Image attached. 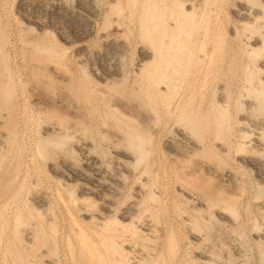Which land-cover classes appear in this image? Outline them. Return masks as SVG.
<instances>
[{"label": "rangeland", "instance_id": "rangeland-1", "mask_svg": "<svg viewBox=\"0 0 264 264\" xmlns=\"http://www.w3.org/2000/svg\"><path fill=\"white\" fill-rule=\"evenodd\" d=\"M247 3L249 5H247ZM143 4L145 5L144 7ZM191 5L192 7H190ZM240 7L243 8L246 13ZM151 9L154 13L158 14H155L156 16L154 15L155 19H153L152 22L154 26L150 25L155 29V31L152 29L154 35L157 36L158 34V37L161 38V33H168L165 39L162 37L166 43L170 42L172 37L175 39L178 35L176 40L178 38V42L185 41L188 45V51L187 49L183 51L177 50V53L184 55V57L179 55V58H181L180 63L176 61L178 63L176 64L173 63L175 62L173 61L169 69L159 66L160 64L162 67H165L162 61L164 59L160 54H158V57L154 55L155 65L151 67L153 70L158 71L160 67L161 71L166 72L167 70L168 73L170 72L169 75L175 74V76L178 75L180 77L176 76L178 78L176 79L177 81L175 80V83L171 85V89L174 87L173 84L176 85V91L174 88L172 89L174 95L168 102L164 101L162 98L163 95L159 93L158 85L149 81L148 70L140 66V59H142V53H144L145 50H150L153 54H156L155 45H153L154 43L149 39L147 31L144 30L148 23L147 21L145 22L146 15L143 14H145L147 10L151 11ZM191 9L194 11V17L196 18L197 16V20L194 17L185 16V11L187 12V10L190 11ZM255 11H257V13H255ZM178 13H180V15ZM243 13L246 16L249 15L248 17L251 22H249V20H243L241 17ZM198 15L200 17H198ZM188 18L191 21H189ZM192 20L195 22L192 23ZM189 24H193L192 28L190 27L191 29L189 28ZM181 25H187L185 27L188 28L190 32L182 31L184 33L187 32L185 35L182 32L180 33L179 27H181ZM0 30H3L5 33V38L3 39V44H5L3 46V54L5 56L7 54V64L9 66V71L11 70L10 73L7 71L6 74L8 73V76L14 78L13 82H15L14 86L16 87L15 95L17 101H19L20 110H22L18 111L20 113H17V115H19L18 127H16L15 135L13 134L11 140L3 138V140L6 141L1 144L2 137H0V153L2 154L0 157V175L2 176L4 174L5 168L9 166L8 164H10L14 158L15 150L17 151L19 148L22 150L24 149L23 155L25 159V167L21 173L22 176H20L17 181L18 184L16 183V187H14L9 195L10 197L8 196L5 200L6 202L4 201L6 204L3 202L4 204L2 203L0 205V264H21V262H19L20 258H18V254H20L21 251L20 255L23 256L24 260H27V264H97L94 255L89 254L91 253L88 252L89 250L84 249V251L77 238L74 236L72 231V218H76L81 224H84L85 230H87V233L89 232V237H92L89 238V240H92L93 243L96 242L93 244L96 249L98 245H100L98 248L100 249L99 252L103 254L102 257L104 256V258H106H102V261L107 260L106 262L108 264H111L117 257L125 259V264H131L132 262L138 264L135 262H138L139 259H141V261L146 259V256L151 264H206L197 256L198 253H205L211 256V259L214 260L213 262L217 264H224L226 259L224 260L222 256L227 251L232 253L234 251H239V254L234 252L235 259H233V264H264V240L257 237L260 231V233H262V230L264 232V208L261 206L264 203V163L261 165L258 163L264 160V142L262 141V147L260 149L257 150L253 148L258 138L264 140V110L261 111L257 108V98L254 97L258 92L264 91V49L261 48L256 56L252 55L251 51V43H253V41L264 39V4L262 0H0ZM172 34L177 35L173 36ZM162 35L164 36V34ZM5 39L7 41H5ZM183 42H181V44ZM168 49L169 48H167V50ZM34 50L36 52H34ZM167 50L165 54L170 52V50ZM189 52H192L191 56H189ZM202 52H204V54ZM210 55L211 59L209 58ZM204 59L206 60L204 61ZM182 62L184 63L182 64ZM184 66L188 67L185 68ZM104 72L105 76L111 75L112 77L110 76V79L106 82H101L99 77L102 76ZM48 75L51 76L49 77ZM123 76L125 77L123 78ZM181 79H183V81ZM42 81H44V83ZM69 83H72L71 86H69ZM162 83L163 86L167 84L166 82ZM120 90L122 91V95L130 98L137 93L140 95L139 100H142L141 102L144 103L146 110L151 112V116L154 118V123H156L155 125L157 128L149 151L147 152L148 154L145 155L143 160L138 162L139 164L135 162L125 163L127 167H124L128 171L131 170L127 172V174L124 172L123 174L125 175L120 173V171L122 172V167L119 168V166H117V158L115 154H113L114 150L117 147V149L121 150L122 148L124 150L127 148L129 151L130 149L136 158L140 157V153L133 148L132 150L131 147L129 148L127 142L125 143L126 140L124 139L126 135L132 131V128L130 124L116 114V111L111 107L117 98L122 99V97H125L118 94ZM77 91L80 93H77ZM101 91L104 93L106 92L108 95L103 94ZM123 92L125 93L123 94ZM109 96L111 98H109ZM105 97L108 98L106 99ZM135 97H137V95L131 99L133 100ZM75 98L78 103H76ZM53 101H56V105ZM218 102L226 104L224 106L227 108L228 114L225 119L217 118ZM59 105L61 107L63 106V108ZM70 105L79 108L77 110L81 111L82 109L84 116L88 119L83 118V122L86 119V121L90 123L88 124L85 121L89 126L87 127L88 129L86 130V127L85 129L82 126L80 127V125L76 123L78 120L76 119L74 121L73 119H75V117L73 116L74 118H71V115L69 116V120H72L69 121V123L71 122L72 125L67 123L68 120L65 122L67 124V129L71 130H69L70 132L65 129L66 126L63 128L65 123H62L63 133L65 129L67 135L68 132L70 134L68 135L69 140L67 138L62 140L59 135H56L58 133H53V135L44 134L47 126H51L54 123L58 125L59 120H61L60 122H64L59 117V113L54 112L52 108L58 106V108L61 109H64V107L68 109L67 107H70ZM6 112L8 113V110L0 105V134L3 136L6 132L3 131L5 126H2L5 122L3 123L2 121H5L6 117L3 118L2 116H7ZM189 113L194 114H191L192 117L201 116V118L206 120L205 122L210 128H206L204 135L205 140H203L202 143L204 145H220L225 149L222 152V158H224V163L222 165L218 167V161L216 160L207 163L216 165L219 173L224 175L227 174L228 176H225L227 177L226 179L230 181L233 186L238 188L239 193L241 192L239 194L241 197L237 201L235 207L237 216L229 212L233 215V224L229 222L227 225L225 224L226 222L220 221L218 218L217 213L220 212L218 210H228L222 202L214 207L212 206V208L210 207L208 211H198L194 208V201H200V199L204 197L200 192L202 191V185L198 183H191L190 185L184 174L188 169L183 170L180 168L178 166L179 164L177 162L176 164L172 159L169 153L170 151L166 147L168 140L171 138L179 140L177 134L174 132H177V129L182 127L185 129L184 125L181 127L182 119L185 117L184 115H188ZM56 116L60 119L57 120L58 118ZM109 122H112V124L114 123L115 126H112L114 128L110 129L111 124ZM175 122L181 123L178 125V123ZM183 124L186 123L184 122ZM220 124L222 126H220ZM218 127H225V129L220 128L221 133H219V137L214 135ZM244 128L250 129L251 131H248L250 134L242 133ZM4 130L6 131V128H4ZM187 131L190 132L189 130ZM118 132L120 133V139L122 138L124 141L117 142V139L113 135L118 134ZM191 133L189 134L192 135ZM243 134L248 135L245 136ZM83 135H86V137ZM194 138H196V136ZM82 142H86L90 145V150L92 149L89 152L90 156L97 160V169H100V172L98 170H91L90 172V169L87 168V162L83 159L84 156L76 149L79 145L83 144ZM114 142H116L115 146L113 144ZM246 142L250 144L248 145ZM183 143L184 145L181 142L182 146H184L183 148L186 149V146L188 147V142L183 141ZM241 143H244V145ZM57 144L58 146H56ZM246 146L248 149H246ZM39 147H44L46 151H40L41 148ZM241 149L246 153L244 151L242 152ZM245 157H249L250 159L252 157L253 160L251 159V161H254L255 164L249 160L247 161V159L245 160ZM191 158L192 163L199 161L198 155H193ZM254 158L258 159L256 160ZM53 166L56 169H54ZM73 169H75L76 172L73 171ZM78 169L80 170L79 172L77 171ZM56 171L57 173L61 172V174L65 172V175L63 174L65 177L60 176V178L58 177L59 175L56 176ZM95 171L97 173H95ZM145 172L148 174H145ZM76 173L80 176H77ZM97 174H103L105 177L100 184L99 182L96 184ZM81 175H83L82 177L85 180L81 178ZM110 176L111 179L109 178ZM212 176L214 179L216 178L214 174H212ZM68 177L70 180H68ZM85 177L92 182H86L87 180ZM233 177L235 178L233 179ZM71 179L74 180V182ZM185 180L189 184L186 183ZM215 180L217 181V178ZM93 181L95 185H93ZM34 182L35 185L33 184ZM103 182H105V184ZM101 184L102 186L108 185L109 188L101 187ZM81 190L88 192L86 193L88 199H77ZM150 193L152 197L149 196ZM188 193L192 195V197L194 196L193 199L195 198L196 200L189 199L187 197ZM200 196L203 197L199 198ZM34 199L37 200L38 203ZM39 201H42V213L44 214H40L41 216H38L36 213V208H38L41 203H39ZM106 201L115 203L113 207V214L115 217L112 218V220L114 219L116 222L110 221L111 223L109 222V225L106 224L102 227L103 225L100 226L97 221L94 223L93 220L85 221L82 219L84 213H102V209L107 203ZM132 202L136 203L132 204L135 205L136 208L133 209L134 212L129 213L128 207L131 206ZM56 204L58 205L56 206ZM2 205H4L5 208ZM222 206H224L225 209ZM149 209H152L154 214L152 210ZM115 210L116 213L114 212ZM30 211H32V213ZM19 214L24 218L27 217L24 221L25 223H23V225L26 224V227H23V225L20 226V230L23 228L21 230L23 233L20 232L21 236L19 235V238L17 236L15 239V217H18ZM124 215H128L127 221L120 219ZM152 215L154 216L152 217ZM234 216H236V218ZM40 217L44 218L45 221L42 222ZM203 218H205L204 222ZM123 223L126 226L123 225ZM33 224L34 227L36 226L35 230ZM42 224L45 227L44 230H46V237L43 236L40 231L42 229ZM198 226H200L201 231L200 228L198 229ZM50 227L54 228L51 229ZM144 227L146 229H144ZM38 228L40 230H38ZM52 230L54 231L52 232ZM31 231L34 233H31ZM196 231L197 233H195ZM198 233L202 234L198 235L200 237V241L198 242L201 243H198L192 236ZM29 234L31 237L32 234L37 235L31 238L28 236ZM133 234L135 235L132 237ZM106 238L109 239L107 240ZM146 238H149L151 241L149 242ZM68 239L70 241H68ZM22 240L25 241L23 242ZM97 242H99L98 245ZM109 242H114L116 245H119L117 247L123 249L122 252L117 249V247L115 251L111 249H108V251L106 247L110 244ZM104 244L107 246L105 245L104 247ZM199 244L200 246H198ZM221 244L222 247H220ZM92 247L91 250L93 249ZM171 247H173V250H171ZM213 247H217V250ZM127 249H129L128 252ZM18 250H20V252ZM104 250L107 252H104ZM208 252L212 253L209 254ZM119 254H121V256ZM139 264L141 263L139 262Z\"/></svg>", "mask_w": 264, "mask_h": 264}, {"label": "bare ground", "instance_id": "bare-ground-1", "mask_svg": "<svg viewBox=\"0 0 264 264\" xmlns=\"http://www.w3.org/2000/svg\"><path fill=\"white\" fill-rule=\"evenodd\" d=\"M119 2V1H118ZM151 2V1H150ZM153 2V1H152ZM181 2H183V1H181ZM203 2V1H202ZM163 3V2H162ZM166 3V2H165ZM184 3V2H183ZM188 3V2H187ZM262 3L264 4V0H262ZM146 4V3H145ZM214 4V3H213ZM238 4V3H237ZM179 5V4H178ZM215 5V4H214ZM247 5H249L248 3H247ZM135 6V5H134ZM145 5L143 4V7H144ZM171 6V5H170ZM208 6H210V5H208ZM243 6V5H242ZM245 6V5H244ZM114 7V6H113ZM112 7V8H113ZM116 7V6H115ZM142 7V8H143ZM180 7H181V5H180ZM190 7H192V5L190 6ZM202 7V6H201ZM246 7V6H245ZM134 8V7H133ZM147 8V7H146ZM145 8V9H146ZM149 8H150V6H149ZM188 8V7H187ZM194 8V7H193ZM192 8V9H193ZM212 8H214V7H212ZM211 8V9H212ZM241 8V7H240ZM251 8V7H250ZM117 9V8H116ZM137 9V8H136ZM144 9V8H143ZM143 9H142V11H143ZM153 9H154V11H155V8L153 7ZM168 9V8H167ZM174 9V8H173ZM190 10V11H188L187 10V12L185 11V16H188V17H194V11L193 10ZM242 10H243V8H241ZM150 10V9H149ZM149 10H147L146 11V13L145 14H143V15H146L145 16V22L147 21V25H146V23H145V25H146V27H145V29L144 30H146L147 31V33H148V35H149V39L154 43L153 45H155V53L156 54H153L150 50H148V51H144V53H142V59H140L141 61H140V66L141 67H143V68H145L146 70H148L147 72H148V76H149V81L151 82V83H153V84H156V85H158V89H159V93L161 94V95H163L162 96V98L164 99V101H170L171 100V98H172V96L174 95L173 93H174V91L172 90L173 88H174V90L176 91V88H175V84H173L174 85V87L171 89V85H172V83H175L174 81L176 80V79H178L176 76H178V75H176L175 76V74H173V75H169V73H168V71L166 70V72L164 71H161V69H160V67L161 68H167V69H169L170 68V66H171V64H172V62L173 61H175V62H173V63H176V64H178V63H180V59L181 58H179V55H182V54H180V53H177V50L178 51H180V50H186L187 49V51H188V45L186 44V42L184 41H181V42H183L182 44H181V42L179 41H177L178 40V38H177V40H176V37H178V35L176 36L175 34L173 35V36H176L175 37V39L172 37L171 38V40H170V42H168V43H166L165 42V37H166V35L168 34H166V33H161V35L160 36H162V37H164V39L161 37H158V34H157V36L156 35H154L152 32H153V30L155 31V29L153 28V27H151V26H154V25H152V22H153V19H155V17H154V15L156 14V15H158L157 13H154L153 12V10L151 9V11H149ZM185 10V9H184ZM201 10V9H200ZM241 10V11H242ZM156 11H157V9H156ZM174 11V10H173ZM180 11V10H179ZM204 11V10H203ZM244 11V10H243ZM250 11V10H249ZM178 12V11H177ZM196 12H197V10H196ZM195 12V13H196ZM201 12V11H200ZM207 12V11H206ZM237 12V11H236ZM245 12V11H244ZM253 12V11H252ZM181 13V12H180ZM180 13H178L179 15H180ZM204 13V12H203ZM208 13V12H207ZM235 13V12H234ZM246 13V12H245ZM255 13H257V11H255ZM259 13H260V11H259ZM161 14V13H160ZM175 14V13H174ZM201 14V13H200ZM241 14H242V12H241ZM254 14V13H253ZM155 15V16H156ZM170 15V14H169ZM197 15V14H196ZM195 15V16H196ZM159 16H161V15H159ZM176 16V15H175ZM183 16V15H182ZM181 16V17H182ZM249 16V15H248ZM248 16H246V15H244V13H243V16H241L242 18H243V20H245V21H248L249 20V17ZM251 16V15H250ZM253 16V15H252ZM256 16V15H255ZM154 17V18H153ZM158 17V16H157ZM172 17V16H171ZM198 17H200L199 15H198ZM203 17V16H202ZM259 17V16H258ZM2 18V17H1ZM142 18V17H141ZM144 18V17H143ZM186 18V17H185ZM195 18V17H194ZM196 18H197V16H196ZM195 18V19H196ZM256 18V17H255ZM157 19V18H156ZM194 19V20H195ZM201 19V18H200ZM206 19V18H205ZM208 19V18H207ZM164 20V19H163ZM171 20V19H170ZM188 20H189V18H188ZM194 20H192L193 22L192 23H194L195 21ZM144 21V20H143ZM165 21V20H164ZM174 21V20H173ZM172 21V22H173ZM179 21V20H178ZM189 21H191V20H189ZM201 21V20H200ZM205 21V20H204ZM172 22H171V24H172ZM180 22V21H179ZM207 22V21H206ZM249 22H251L250 20H249ZM249 22H247V23H249ZM175 23V22H174ZM178 23V22H177ZM190 23V22H189ZM199 23V22H198ZM155 24V23H154ZM158 24H159V22H158ZM164 24V23H163ZM179 24V23H178ZM205 24V23H204ZM207 24V23H206ZM7 25V24H6ZM151 25V26H150ZM177 25V24H176ZM183 25V24H182ZM181 25V27H179L180 28V33L182 32V31H188V28H186L185 26H187V25H185V26H182ZM190 26H189V28L191 27L192 28V25L191 24H189ZM195 25V24H194ZM203 25V24H202ZM208 25V24H207ZM164 26V25H163ZM172 26H173V24H172ZM205 26V25H204ZM143 27V28H144ZM159 28V27H158ZM161 28V27H160ZM190 28V29H191ZM235 28V27H234ZM153 29V30H152ZM165 29V28H164ZM199 29V28H198ZM166 30V29H165ZM174 30V29H173ZM164 31V30H163ZM175 31H176V29H175ZM156 32H157V30H156ZM166 32V31H165ZM184 32H182V33H184ZM188 32H190V30L188 31ZM192 32V31H191ZM215 32V31H214ZM4 32H3V30L1 31L0 30V54H1V57H0V105L2 106V107H4V108H6L7 110H8V113L6 112V114H7V116H2L3 118L4 117H6L5 118V121H2L3 123H4V125L2 126V127H4V128H6V131L4 130V128H3V131L4 132H6V136L4 137L3 135H1L0 137H2L1 139V144H2V142L4 143V141H6V140H3V138H7V139H9V140H11V138H12V136H13V134L15 133V129H16V127H18L17 126V124H18V116L19 115H17V113H20V112H18V111H22V110H20V107H19V101H17V98H16V93H15V89H16V87L14 86V84H15V82H13L14 81V78H12V76H8L7 74H6V72L8 71L9 73H10V71H9V66H8V64H7V59L8 58H6V56H7V54H6V56L3 54V46L5 45V44H3L4 42V38H5V33L3 34ZM155 33V32H154ZM171 33V32H170ZM187 33V32H186ZM186 33H184V35L186 34ZM234 33V32H233ZM146 34V33H145ZM162 34H164V36L162 35ZM170 35V34H169ZM190 35V34H189ZM188 35V36H189ZM262 35V34H261ZM217 37V36H216ZM264 37V36H263ZM185 39V38H184ZM183 39V40H184ZM193 40V39H192ZM247 40V39H246ZM5 41H7L6 39H5ZM216 41V40H215ZM217 42V41H216ZM36 43V42H35ZM42 43V42H41ZM193 43V42H192ZM205 44V43H204ZM32 45H33V43H32ZM191 45V44H190ZM247 45H248V42H247ZM36 46V45H35ZM144 46V45H143ZM194 46H195V44H194ZM204 46V45H203ZM202 46V47H203ZM250 46V45H249ZM23 48V47H22ZM167 48H169L168 50H170V52H167V54H165V51L167 50ZM261 48H263L264 49V39L263 40H255V42L253 41V43H251V51H252V55H257V52L261 49ZM191 49H193V48H191ZM204 49V48H203ZM142 50V49H141ZM167 50V51H168ZM190 50V49H189ZM22 51H24V50H22ZM26 51V50H25ZM42 51V50H41ZM83 51V50H82ZM191 51V50H190ZM250 51V52H251ZM264 51V50H263ZM34 52H36L35 50H34ZM86 52V51H85ZM220 52V51H219ZM260 52V51H259ZM6 53V52H5ZM24 53V52H23ZM48 53V52H47ZM203 54H204V52H202ZM158 54H160V56L161 57H163V59L164 60H162L163 62H164V64L163 65H165V67H162L159 63H161V62H159L158 64H159V69L158 68H156V69H158V71L156 70H153L151 67L153 66V65H155V56L154 55H156V57H158ZM24 55V54H23ZM39 55V54H38ZM48 55V54H47ZM51 55V54H50ZM49 55V56H50ZM61 55V54H60ZM187 55V54H186ZM192 55V52H189V56H191ZM249 55V54H248ZM29 56V55H28ZM202 56V55H201ZM200 56V57H201ZM251 56V55H250ZM53 57V56H52ZM182 57H184V55H182ZM189 58H191V57H189ZM210 59H211V55H210V57H209ZM253 58H254V56H253ZM256 58V57H255ZM13 59V58H12ZM22 59V58H21ZM25 59V58H24ZM47 59V58H46ZM53 59H54V57H53ZM62 59V58H61ZM158 59V58H157ZM156 59V60H157ZM183 59V58H182ZM196 59H198V58H196ZM207 59V58H206ZM206 59H204V61L206 60ZM55 60V59H54ZM87 60V59H86ZM159 60V59H158ZM187 60H188V58H187ZM186 60V61H187ZM200 60H201V58H200ZM50 61V60H49ZM83 61V60H82ZM178 63H177V62ZM182 61V60H181ZM189 61V60H188ZM23 62V61H22ZM81 62V61H80ZM190 62V61H189ZM209 62H211V61H209ZM26 63V62H25ZM46 63V62H45ZM44 63V64H45ZM57 63V62H56ZM184 62H182V64H183ZM205 63V62H204ZM19 64V63H18ZM29 64V63H28ZM31 64V63H30ZM39 64V63H38ZM158 64H157V66H158ZM176 64H175V66H176ZM56 65V64H55ZM123 65V64H122ZM190 65V64H189ZM213 65V64H212ZM26 66V65H25ZM60 66V65H59ZM111 66V65H110ZM207 66V65H206ZM35 67H37V66H35ZM42 67V66H41ZM96 67V66H95ZM120 67V66H119ZM123 67V66H122ZM185 67V66H184ZM186 67H188V66H186ZM185 67V68H186ZM203 67V66H202ZM102 68L104 69V67L102 66ZM107 68V67H106ZM175 68V67H174ZM173 68V69H174ZM34 69V68H33ZM32 69V70H33ZM62 69V68H61ZM60 69V70H61ZM180 69V68H179ZM189 69V68H188ZM59 70V71H60ZM97 70V69H96ZM115 70V69H114ZM160 70V71H159ZM163 70V69H162ZM181 70V69H180ZM210 70V69H209ZM15 71V70H14ZM62 71V70H61ZM68 71V70H67ZM100 71V70H99ZM175 71V70H174ZM173 71V72H174ZM35 72V71H34ZM47 72V71H46ZM102 72V71H101ZM106 72V71H105ZM105 72L103 73V75L102 76H100L99 77V80L102 82H106V81H108V79H110V76L111 75H109V76H105ZM184 72V71H183ZM17 73V72H16ZM36 73V72H35ZM62 73V72H61ZM66 73V72H65ZM71 73V72H70ZM85 73V72H84ZM111 73V72H110ZM115 73V72H114ZM181 73V72H180ZM187 73V72H186ZM25 74V73H24ZM43 74V73H42ZM48 74V73H47ZM59 74V73H58ZM100 74V73H99ZM7 75V76H6ZM23 75V74H22ZM32 75V74H31ZM38 75V74H37ZM72 75V74H71ZM85 75H86V73H85ZM88 75V74H87ZM114 75V74H113ZM28 76V75H27ZM47 76V75H46ZM49 76V75H48ZM51 76V75H50ZM49 76V77H50ZM68 77H69V75H68ZM112 77V76H111ZM125 76H123V78H124ZM179 77V76H178ZM180 78V77H179ZM185 78V77H184ZM21 79V78H20ZM39 79V78H38ZM65 79V78H64ZM73 79V78H72ZM88 79V78H87ZM205 79V78H204ZM261 79V78H260ZM60 80V79H59ZM182 81H183V79H181ZM48 81V80H47ZM75 81V80H74ZM73 81V82H74ZM177 81V80H176ZM35 82V81H34ZM41 82V81H40ZM39 82V83H40ZM43 83H44V81H42ZM62 82V81H61ZM77 82V81H76ZM90 82V81H89ZM114 82V81H113ZM162 82H166L167 84L165 85V86H163L162 84H164V83H162ZM210 82V81H209ZM36 83V82H35ZM47 83V82H46ZM116 83V82H115ZM162 83V84H161ZM41 84V83H40ZM70 84V83H69ZM72 84V83H71ZM71 84L69 85V86H71ZM77 84V83H76ZM93 84V83H92ZM100 84V83H99ZM262 84V83H261ZM37 85V84H36ZM39 85V84H38ZM49 85V84H48ZM47 85V86H48ZM96 85H98V84H96ZM107 85V84H106ZM113 85V84H112ZM116 85V84H115ZM44 86V85H43ZM45 86H46V84H45ZM68 86V87H69ZM75 86V85H74ZM114 86V85H113ZM119 86H120V84H119ZM123 86V85H122ZM160 86H162V87H160ZM42 87V86H41ZM52 87V86H51ZM50 87V88H51ZM94 88H95V86H93ZM99 87H101V86H99ZM57 88V87H56ZM74 88V87H73ZM79 88V87H78ZM110 88V87H109ZM115 88V87H114ZM247 88H248V86H247ZM47 89V88H46ZM53 89V88H52ZM66 89V88H65ZM64 89V90H65ZM95 89H97V88H95ZM100 89V88H99ZM102 89V88H101ZM107 89V88H106ZM118 89V88H117ZM250 89V88H249ZM253 89V88H252ZM78 90V89H77ZM126 90V89H125ZM136 90V89H135ZM254 91V90H253ZM64 92H66V91H64ZM68 92V91H67ZM71 92V91H70ZM102 92V91H101ZM116 92V91H115ZM178 92V91H177ZM223 92V91H222ZM255 92H257V91H255ZM254 92V93H255ZM77 93H80L79 91H77ZM103 94H107L106 92L104 93V92H102ZM125 92H123V94H124ZM50 94V93H49ZM60 94V93H59ZM118 94H121L122 95V91L120 90L119 92H118ZM179 94V93H178ZM221 94V93H220ZM225 94V93H224ZM256 94V93H255ZM52 95V94H51ZM57 95V94H56ZM61 95V94H60ZM108 95V94H107ZM106 95V96H107ZM109 95H111V94H109ZM112 95H114V94H112ZM133 95V94H132ZM137 95V97H138V99H137V97H135L133 100L131 99V98H133L134 96H136ZM134 94V96L133 97H128V96H125V95H122V96H125V97H122V99L120 98H117L116 99V101L113 103V106H111V107H113V109L116 111V114H118L122 119H124L128 124H130V126H131V128H132V131L131 132H129L128 133V135H126V138L124 139V140H126L125 141V143L127 142L128 143V145H129V148L131 147V149L133 148V149H135V150H137L139 153H140V157H135V155H134V153L132 154V151L129 149V151H128V149L126 148V147H128V146H126L125 148H126V150H124L123 148H122V150L121 149H115L114 150V152H113V154H115V156H116V158H117V166H119V168L120 167H122L121 168V170H122V172L120 171V173H126L127 174V172H129V171H131V170H127L124 166H126L127 167V163H132V162H135V163H137V164H139L138 162H140L141 160H143V158H145V155L146 154H148L147 152L149 151V148H150V145H151V143H152V140H153V138H154V136H155V134H156V130H157V128H156V123H154L155 122V120H154V118L151 116V112H148V110H146V107L144 106V103L143 102H141L142 100H139L140 99V95L137 93V94ZM176 95V94H175ZM222 95V94H221ZM226 95V94H225ZM28 96V95H27ZM65 96V95H64ZM80 96V95H79ZM118 96V95H117ZM130 96V95H129ZM56 97V96H55ZM220 97V96H219ZM227 97V96H226ZM254 97H256L257 98V101L256 102H258L257 103V108L259 109V110H261V111H263L264 110V91H260V92H258ZM106 99L108 98V97H105ZM109 98H111L110 96H109ZM112 98H114V97H112ZM222 98V97H221ZM55 99H57V98H55ZM65 99V98H64ZM76 99V98H75ZM87 99V98H86ZM115 99V98H114ZM227 99V98H226ZM108 100H110V99H108ZM23 101H25V100H23ZM40 101V100H39ZM62 101V100H61ZM111 101V100H110ZM135 101V102H134ZM225 101V100H224ZM252 101V100H251ZM37 102V101H36ZM36 102H34V103H36ZM54 102V101H53ZM56 102V101H55ZM54 102V103H55ZM138 102V103H137ZM166 102V103H167ZM70 103H71V101H70ZM76 103H78V101H77V99H76ZM79 103H80V101H79ZM246 103V102H245ZM58 104V103H57ZM82 104H83V102H82ZM188 104V103H187ZM39 105V104H38ZM48 105V104H47ZM55 105H56V103H55ZM75 105H77V104H75ZM111 105V104H110ZM172 105V104H171ZM177 105V104H176ZM218 110H217V118L219 119H225V117L227 116V108H225V106L224 105H226V104H223V102H218ZM43 106V105H42ZM60 106V105H59ZM192 106V105H191ZM48 107V106H47ZM50 107V106H49ZM61 107V106H60ZM61 108H63V106L61 107ZM61 108H58V106L55 108V107H53L52 109L54 110V112H58L59 113V117L64 121V122H60L61 120H59L60 118H58V116H56L58 119L57 120H59V122H58V125H55V123L53 124V125H51V126H47L46 128H45V131H44V134H46V135H53V133H58V134H56V135H59L61 138H62V140L63 139H68V135H70L69 134V132L71 131L70 129V131L67 129V124L65 123V122H67V120H68V124H70V125H72L71 124V122L69 123V121H71L72 119H70L69 120V116H71V118L74 116L75 117V119H73L74 121L77 119L78 121H76V123L77 124H79L80 125V127L82 126V127H84V129H85V127H86V130L88 129L87 127H89L88 126V124H90L89 122H87L86 121V117L84 116V113L82 112V109H81V111L80 110H77V109H79V108H76L75 106L74 107H72L71 105H70V107H67L68 109H65L66 107H64V109H61ZM171 108V107H170ZM177 108V107H176ZM2 109V108H1ZM19 109V110H18ZM87 109V108H86ZM85 109V110H86ZM112 109V108H111ZM112 109V110H113ZM148 109V108H147ZM174 110V109H173ZM51 111V110H50ZM114 111V112H115ZM87 112V111H86ZM85 112V113H86ZM172 112V111H171ZM197 112V111H196ZM3 113V112H2ZM51 113H52V111H51ZM168 113V112H167ZM212 113V112H211ZM213 113H215V112H213ZM5 114V115H6ZM38 114V113H37ZM191 114H193V113H191ZM190 113L188 114V115H184L185 117L182 119L183 121H182V124H181V127L184 125V127H185V129L182 127V128H180V129H177V132H174V133H176L177 134V138H179V140L178 139H170V140H168V142H167V145H166V147L168 148V150L170 151H168L170 154H171V156H172V159L175 161V163L177 162L179 165V167L180 168H182L183 170L184 169H188V171H186L184 174H185V176H186V180L190 183V185H191V183H198V184H200V185H202V191H200L202 194H203V196L205 197H203V196H200L199 198H202V199H200V201H197L195 198V200L196 201H194L195 203H194V208L195 209H197L198 211H204V210H207L208 211V209H210V207L212 208V206L214 207L215 205H217V204H219L220 202H222L226 207L225 208H227L228 210V212L225 210H223V211H221V210H218V211H220L219 213H217V216H218V218L220 219V221H224V222H226L225 224H229V222H231L232 224H233V222H232V220L234 219L233 218V215H236V209H235V207H236V203H237V201L239 200V198L241 197L239 194L241 193H239V191H238V188H236L235 186H233L232 185V183H230V181H228L226 178L227 177H225V176H228L224 171V173L226 174V175H224V174H222V173H219V171L217 170V167H216V165H214L213 163H211V165L209 164V163H207V162H212V161H214V160H216V161H218V167H219V165H222L224 162H223V159L224 158H222V152L225 150L222 146H220V145H210V144H208V145H204L203 143H202V141L203 140H205L204 139V135H205V131H206V128H209L208 127V125H207V123L205 122L206 120H204L203 118H201V116H198V117H192V115H191ZM199 114V113H198ZM197 114V115H198ZM105 115H106V113H105ZM194 115V114H193ZM208 115V114H207ZM206 115V116H207ZM244 115V114H243ZM165 116V115H164ZM209 116V115H208ZM207 116V117H208ZM216 116V115H215ZM64 117H66V118H64ZM68 117V118H67ZM73 117V118H74ZM112 117V116H111ZM206 117V118H207ZM233 117V116H232ZM244 117V116H243ZM248 117V116H247ZM64 118V119H63ZM83 118H86L85 120H84V122L86 123H84L83 122ZM107 118V117H106ZM178 118V117H177ZM216 118V119H217ZM35 119V118H34ZM211 119V118H210ZM66 120V121H65ZM88 120V119H87ZM108 120V119H107ZM120 120V119H119ZM180 120V119H179ZM229 120V119H228ZM252 120V119H251ZM243 121V120H242ZM264 121V120H263ZM40 122V121H39ZM42 122V121H41ZM48 122V121H47ZM54 122V121H53ZM56 122V123H57ZM186 123V124H183V123ZM224 122V121H223ZM239 122V121H238ZM262 122V121H261ZM51 123V122H50ZM62 123H65L64 124V127L63 128H65V126H66V128L65 129H67V131H69L68 132V135H67V133H66V131H65V129H64V133H63V129H62V126H63V124ZM110 124H111V128L110 129H112V128H114V127H112V126H115L114 125V123L112 124V122H109ZM108 123V124H109ZM175 123H178V122H175ZM180 123L181 122H179L178 123V125H180ZM218 123V122H217ZM224 123H226V122H224ZM228 123V122H227ZM241 123V122H240ZM254 123V122H253ZM257 123V122H256ZM2 124V123H1ZM41 124V123H40ZM75 124V123H74ZM208 124H209V122H208ZM212 124V123H211ZM260 124V123H259ZM264 124V123H263ZM87 125V126H86ZM254 125V124H253ZM258 125V124H257ZM109 126V125H108ZM220 126H222L221 124H220ZM225 126V125H224ZM229 126V125H228ZM227 126V127H228ZM39 127H40V125H39ZM39 127H38V129H39ZM68 127H69V125H68ZM79 127V128H80ZM129 127V126H128ZM173 127V126H172ZM180 127V126H179ZM226 127V128H227ZM247 127V126H246ZM70 128V127H69ZM72 128V127H71ZM116 128V127H115ZM119 128V127H118ZM178 128V127H177ZM225 129V127H218V130H216L217 132H215L216 134H214L215 136L217 135L218 137L220 136L219 135V133H221V129ZM243 128V127H242ZM250 128V127H249ZM259 128V127H258ZM261 128V127H260ZM40 129H43V128H40ZM83 129V128H82ZM210 129V128H209ZM228 129V128H227ZM75 130V129H74ZM77 130V129H76ZM159 130V129H158ZM187 130H189L190 132H188ZM18 131V130H17ZM108 131V130H107ZM110 131V130H109ZM114 131H115V129H114ZM118 131V130H117ZM116 131V132H117ZM120 131V130H119ZM248 131H251L250 129H248V128H244V131L242 130V133L244 132V133H248V134H250V132H248ZM84 132V131H83ZM88 132V131H87ZM192 132V133H191ZM241 132V131H240ZM253 132V131H252ZM66 134V135H63V134ZM110 133V132H109ZM108 133V134H109ZM189 133H191L192 135H190ZM228 133V132H227ZM43 134V133H42ZM81 134V133H80ZM107 134V133H106ZM111 134V133H110ZM120 133L118 132V134H116V135H113L116 139H117V142H120V141H124L122 138L120 139V135H119ZM248 134H243V135H248ZM15 135V134H14ZM91 135V134H90ZM196 136V138H194L195 136ZM72 136V135H71ZM70 136V137H71ZM82 136V135H81ZM83 136H85L86 137V135H83ZM110 136V135H109ZM194 136V137H193ZM208 136V135H207ZM222 136V135H221ZM76 137V136H75ZM89 137V136H88ZM175 137V136H174ZM243 137V136H242ZM110 138V137H109ZM176 138V137H175ZM216 138V137H215ZM257 138V137H256ZM78 139V138H77ZM111 139H112V141H113V138L111 137ZM212 139V138H211ZM248 139V138H247ZM69 140V139H68ZM82 140V139H81ZM109 140V139H108ZM244 140V139H243ZM90 141H91V139H90ZM94 141V140H93ZM116 141V140H115ZM183 141H187L188 143H187V145H188V147L186 146V149L185 148H183L184 146H182V144L184 145V143H183ZM222 141V140H221ZM256 141V140H255ZM262 141L264 142V140H261L260 138H258V140L254 143V146H253V148L254 149H260L261 147H262ZM52 142V141H51ZM181 142H182V144H181ZM220 142V141H219ZM54 143V142H53ZM52 143V144H53ZM66 143V142H65ZM83 143V142H82ZM110 143H111V140H110ZM115 143L116 142H114L113 144H114V146H115ZM124 143V142H123ZM247 143V142H246ZM245 143V144H246ZM252 143V142H251ZM8 144V143H7ZM20 144V143H19ZM120 144V143H119ZM162 144V143H161ZM217 144H219V143H217ZM242 145H244V143H241ZM248 144V143H247ZM250 144V143H249ZM248 144V145H249ZM14 145V144H13ZM12 145V146H13ZM27 145V144H26ZM63 145V144H62ZM78 145V144H77ZM117 145H118V143H117ZM116 145V146H117ZM158 145V144H157ZM238 145V144H237ZM3 146V145H2ZM37 146V145H36ZM42 146V145H41ZM55 146V145H54ZM56 146H58V144L56 145ZM55 146V147H56ZM124 146V145H123ZM164 146V145H163ZM224 146V145H223ZM252 146V145H251ZM1 147V146H0ZM112 147H113V145H112ZM239 147V146H238ZM264 147V146H263ZM6 148V147H5ZM39 148H41V150L40 151H46L45 150V148L44 147H39ZM241 148V147H240ZM252 148V147H251ZM15 149V148H14ZM77 150H79V152L80 153H82V156H84V160H86V162H87V168L88 169H90V172H91V170H98L97 169V165H98V162H97V160L94 158V157H92V156H90V151L92 150H90V145L88 144V143H83V144H81V145H79V147L78 148H76ZM114 149V148H113ZM132 149V150H133ZM165 149V148H164ZM246 149H248L247 148V146H246ZM254 149H253V151H254ZM95 150V149H94ZM239 150V149H238ZM242 150V152L244 151L243 149H241ZM256 150V151H257ZM10 151H11V149H10ZM16 151V150H15ZM14 151V153H15V156H14V158L12 159V161L10 162V164H8L9 166L7 167V168H5L6 170L4 171V174L0 177V205L8 198V196L11 194V192L13 191V189H14V187H16V183H17V181H18V179H19V177L20 176H22L21 175V173L23 172V170H24V167H25V159H24V155H23V153H24V149L22 150L21 148H19L16 152ZM23 151V152H22ZM39 151V150H38ZM39 151V152H40ZM131 151V152H130ZM227 151V150H226ZM9 152V151H8ZM77 152V151H76ZM95 152V151H94ZM134 152V151H133ZM245 152V151H244ZM255 152V151H254ZM44 153V152H43ZM47 153V152H46ZM246 153V152H245ZM249 153V152H248ZM259 153V152H258ZM262 153V152H261ZM6 154V153H5ZM10 154V153H9ZM75 154V153H74ZM31 155H33V154H31ZM39 155H40V153H39ZM95 155V154H94ZM193 155H198L199 156V161H195L194 163H192V156ZM241 155V154H240ZM245 155H247V154H245ZM2 156V154L0 153V157ZM4 156H6V155H4ZM3 156V157H4ZM41 156H43V155H41ZM257 156V155H256ZM33 157V156H32ZM52 157V156H51ZM147 157V156H146ZM195 157V156H194ZM7 158V157H6ZM46 158H48V157H46ZM198 158V157H197ZM241 158V157H240ZM243 158V157H242ZM8 159V158H7ZM37 159V158H36ZM229 159V158H228ZM245 160L247 159V161L249 160L250 162H252L251 161V159L253 160V158L251 157V159L249 158V157H245L244 158ZM243 159V160H244ZM254 159H256V158H254ZM258 159V158H257ZM256 159V160H257ZM32 160V159H31ZM45 160H47V159H45ZM114 160H115V158H114ZM197 160V159H196ZM242 160V161H243ZM2 161V160H1ZM173 161V162H174ZM264 161V160H263ZM258 162L260 165L262 164V163H264V162ZM3 162V161H2ZM1 162V163H2ZM254 162V161H253ZM252 162V163H253ZM39 163V162H38ZM60 163V162H59ZM58 163V164H59ZM126 163V164H125ZM176 163V164H177ZM215 163V162H214ZM257 163V164H258ZM254 164H255V162H254ZM129 165V164H128ZM131 165V164H130ZM164 165V164H163ZM250 165V164H249ZM4 166V165H3ZM65 166V165H64ZM256 166V165H255ZM54 167V166H53ZM86 167V166H85ZM156 167V166H155ZM154 167V168H155ZM259 167V166H258ZM0 168H1V166H0ZM76 168V167H75ZM100 168V167H99ZM261 168H262V166H261ZM54 169H56L55 167H54ZM77 169V168H76ZM230 169V168H229ZM258 169V168H257ZM4 170V169H3ZM39 170V169H38ZM53 170V169H52ZM100 170V169H99ZM98 170V171H99ZM107 170V169H106ZM105 170V171H106ZM264 170V169H263ZM73 171H75V169H73ZM78 172L80 171L79 169L77 170ZM95 171V173H97ZM148 171V170H147ZM235 171V170H234ZM53 172V171H52ZM60 172V171H59ZM76 172V171H75ZM100 172V171H99ZM55 173V172H54ZM65 172H63V174H64ZM116 173V172H115ZM119 173V172H118ZM119 173V174H120ZM132 173V172H131ZM147 172H145V174H146ZM237 173V172H236ZM63 174H61V172L60 173H57V171H56V176H58V177H65ZM81 174V173H80ZM86 174V173H85ZM117 174V173H116ZM148 174V173H147ZM212 174H214V176L217 178V181L214 179V177L212 176ZM238 174V173H237ZM260 174V173H259ZM55 175V174H54ZM67 175V174H66ZM76 175H77V173H76ZM79 175V174H78ZM77 175V176H78ZM84 175V174H83ZM83 175H81V178H83L82 176ZM98 175V176H97ZM96 176H97V181H96V184H97V182H99V184L101 183V181L103 180V179H105V177L103 176V174L101 175V174H97ZM123 175H125V174H123ZM68 176V175H67ZM80 176V175H79ZM106 176V175H105ZM109 176V175H108ZM107 176V177H108ZM117 176H118V174H117ZM229 176H230V174H229ZM233 176V175H232ZM60 177V178H61ZM88 177V176H87ZM231 177V176H230ZM76 178V177H75ZM80 178V179H81ZM86 178V177H85ZM110 179H111V176L109 177ZM114 178V177H113ZM120 178V177H119ZM235 177H233V179H234ZM84 179V178H83ZM94 179V178H93ZM92 179V180H93ZM107 179V178H106ZM61 180V179H60ZM68 180H70L69 179V177H68ZM68 180H67V182H68ZM72 180V179H71ZM85 180V179H84ZM86 180H87V178H86ZM169 180V179H168ZM186 180H185V182H186ZM230 180V179H229ZM73 182H74V180H72ZM89 180H87L86 182H88ZM91 181V180H90ZM89 181V182H90ZM116 181H117V179H116ZM115 181V182H116ZM226 181H228V182H226ZM231 181H233V180H231ZM60 182V181H59ZM71 182V181H70ZM72 182V183H73ZM92 182V181H91ZM94 182V181H93ZM114 182V183H115ZM144 182V181H143ZM188 182H186V183H188ZM237 182V181H236ZM39 183V182H38ZM104 184H105V182H103ZM102 183V184H103ZM123 183H126V182H123ZM188 183V184H189ZM18 184V183H17ZM34 185H35V182L33 183ZM68 184V183H67ZM70 184V183H69ZM68 184V185H69ZM93 184V183H92ZM98 184V185H99ZM102 184H101V187H106V188H109V186L108 185H103L102 186ZM185 184V183H184ZM33 185V186H34ZM71 185V184H70ZM89 185V184H88ZM93 185H95V182H94V184ZM122 185V184H121ZM141 185V184H140ZM144 185V184H143ZM147 185V184H146ZM145 185V186H146ZM260 185V184H259ZM76 186V185H75ZM91 186V185H90ZM195 186V185H194ZM36 187V186H35ZM57 187V186H56ZM81 187V186H80ZM79 187V188H80ZM112 187V186H111ZM138 187V186H137ZM141 187H143V186H141ZM156 187V186H155ZM191 187V186H190ZM74 188H76V187H74ZM83 188V187H82ZM84 188H87V187H84ZM95 188V187H94ZM139 188V187H138ZM182 188H183V186H182ZM262 188V187H261ZM96 189V188H95ZM112 189V188H111ZM150 189V188H149ZM181 189V188H180ZM179 189V190H180ZM19 190V189H18ZM23 190V189H22ZM56 190H58V189H56ZM87 190V189H86ZM105 190V189H104ZM117 190V189H116ZM36 191V190H35ZM34 191V192H35ZM50 191V190H49ZM114 191V190H113ZM139 191H141V190H139ZM153 191V190H152ZM151 191V192H152ZM184 191V190H183ZM18 192V191H17ZM48 192V191H47ZM90 192V191H89ZM98 192V191H97ZM112 192V191H111ZM117 192V191H116ZM195 192V191H194ZM262 192V191H261ZM76 193V192H75ZM86 193H88L87 191L85 192V190H81V192H80V194L77 196V199H79V200H86V198H87V194ZM119 193V192H118ZM196 193V192H195ZM17 194V193H16ZM29 194V193H28ZM37 194V193H36ZM126 194V193H125ZM133 194V193H132ZM169 194V193H168ZM46 195V194H45ZM201 195V194H200ZM42 196V195H41ZM47 196V195H46ZM138 196V195H137ZM150 197H152L151 196V193H150V195H149ZM10 197V196H9ZM71 197V196H70ZM154 197V196H153ZM187 197L189 198V199H193V197H192V195H189V193H188V195H187ZM186 197V198H187ZM127 199H129L128 197H126ZM199 198H197V199H199ZM243 198V197H242ZM39 199V198H38ZM65 199V198H64ZM77 199H75V200H77ZM88 199V198H87ZM149 199V198H148ZM193 199V200H194ZM204 199V200H203ZM261 199V198H260ZM35 200V199H34ZM39 200H42V199H39ZM44 200V199H43ZM55 200V199H54ZM79 200H77V201H79ZM135 200V199H134ZM140 200V199H139ZM35 201H37V200H35ZM187 201V200H186ZM6 202V201H5ZM4 202V203H5ZM41 202V203H40ZM45 202V201H44ZM73 202V201H72ZM107 203L104 205V207H103V211H102V213H96V214H94V212H91L90 214L89 213H84L83 215H82V219H84L85 221H90V220H93L94 221V223L97 221L98 222V224H100V226H102V227H104V225H106V224H108L109 225V222L111 221H114V222H116L114 219L112 220V218H114L115 216H114V214H113V207H114V205H115V203L114 202H112V201H106ZM118 202V201H117ZM121 202V201H120ZM138 202V201H137ZM3 203V204H4ZM37 203H38V201H37ZM39 203H40V205L38 206V208H36V213L38 214V216H41L43 213H42V206H41V204H42V201H39ZM66 203V202H65ZM123 203V202H122ZM136 204L135 202H132L131 203V206L130 207H128V212L129 213H132V212H134L133 211V209L134 208H136L135 207V205H132V204ZM141 203V202H140ZM261 203V202H260ZM6 204V203H5ZM12 204V203H11ZM23 204V203H22ZM61 204V203H60ZM148 204V203H147ZM262 204V203H261ZM19 205V204H18ZM38 205V204H37ZM44 205V204H43ZM58 204H56V206H57ZM64 205V204H63ZM140 205V204H139ZM152 205V204H151ZM157 205V204H156ZM2 206H4V205H2ZM53 206V205H52ZM129 206V205H128ZM137 206V205H136ZM158 206V205H157ZM263 208H264V203L261 205ZM260 206V207H261ZM43 207H45V206H43ZM47 207H49V206H47ZM76 207V206H75ZM193 207V206H192ZM223 208H224V206H222ZM221 207V208H222ZM4 208H5V206H4ZM26 208H27V205H26ZM46 208V207H45ZM53 208V207H52ZM216 208V207H215ZM220 208V209H221ZM222 208V209H223ZM224 208V209H225ZM48 209V208H47ZM75 209V208H74ZM12 210V209H11ZM50 210H52V209H50ZM149 210H152V209H149ZM165 210V209H164ZM214 210V209H213ZM1 211V210H0ZM29 211V210H28ZM79 211V210H78ZM31 213H32V211H30ZM35 212V211H34ZM50 212V211H49ZM55 212V211H54ZM115 213H116V210L114 211ZM127 212V213H128ZM151 212V211H150ZM152 212H153V210H152ZM231 214H233V215H231ZM31 213H30V215H31ZM123 213V212H122ZM127 213H125V214H127ZM143 213V212H142ZM204 213V212H203ZM211 213H212V211H211ZM238 213V212H237ZM18 214V213H17ZM22 214V213H21ZM41 214V215H40ZM63 214V213H62ZM137 214V213H136ZM153 214H154V212H153ZM155 214H158V213H155ZM206 214V213H205ZM215 214V213H214ZM44 215V214H43ZM122 215V214H121ZM37 216V217H38ZM72 216V215H71ZM70 216V217H71ZM117 216V215H116ZM138 216V215H137ZM154 215H152V217H153ZM213 216V215H212ZM237 216V215H236ZM236 216H234L235 218H236ZM10 217H11V215H10ZM15 217V216H14ZM43 217V216H42ZM73 217V216H72ZM127 217H128V215H124V216H122L120 219H122L123 221H127ZM141 217V216H140ZM147 217H149V216H147ZM156 217V216H155ZM206 217V216H205ZM16 218V225H15V233H14V230H13V233L16 235V237H15V239L17 238V236H18V238H19V235L21 236V233L20 232H22L21 230L23 229H21L20 230V226H22L23 225V223H25L24 221L26 220V218H24L23 216H20V214L18 215V217H15ZM41 218V217H40ZM159 218V217H158ZM233 218V219H232ZM29 219V218H28ZM38 219V218H37ZM42 219V222L43 221H45V219L44 218H41ZM41 219H40V221H41ZM44 219V220H43ZM63 219V218H62ZM73 220H71L72 221V226H73V229H72V231H73V234H74V236L77 238V240H78V242L80 243V245H81V247L83 248V250L84 249H86V250H89L88 252H91V253H89V254H91V255H94V257H95V259H96V263L97 264H105V263H107L104 259H106V258H104V256L102 257V255L103 254H101L99 251H100V249H98L99 248V246L100 245H98V243L99 242H97V245H98V248L96 249V247H95V245H93L94 243H96V242H92V240H89V238H92L91 236L89 237V232L87 233V230H85L86 228L83 226L84 224H81V222L80 221H78L76 218H72ZM79 219V218H78ZM116 219V218H115ZM153 219V218H152ZM156 219V218H155ZM217 219V218H216ZM33 220H34V218H33ZM70 220V219H69ZM130 220V219H129ZM134 220V219H133ZM202 220V219H201ZM204 220H205V218H203V222H204ZM10 221V220H9ZM30 221V220H29ZM39 221V220H38ZM60 221V220H59ZM153 221V220H152ZM154 221H156V220H154ZM219 221V220H218ZM235 221V220H234ZM237 221V220H236ZM34 222V221H33ZM110 222V223H111ZM119 222V221H118ZM134 222V221H133ZM26 223H28V222H26ZM39 223V222H38ZM83 223V222H82ZM84 223H86V222H84ZM130 223V222H129ZM51 224V223H50ZM54 224V223H53ZM52 224V225H53ZM97 224V223H96ZM113 224V223H112ZM127 224V223H126ZM150 224V223H149ZM151 224H152V222H151ZM210 224H212V223H210ZM227 224V225H228ZM9 225V224H8ZM26 225V224H25ZM25 225H23V227L25 226ZM38 225V224H37ZM58 225V224H57ZM108 225H107V227H108ZM114 225V224H113ZM123 225H125L124 223H123ZM147 225V224H146ZM222 225V224H221ZM29 226V225H28ZM54 226V225H53ZM99 226V227H100ZM126 226V225H125ZM128 226V225H127ZM196 226V225H195ZM220 226V225H219ZM225 226V225H224ZM238 226V225H237ZM240 226V225H239ZM258 226V225H257ZM26 227V226H25ZM33 227H34V224H33ZM87 227V226H86ZM107 227H105V228H107ZM130 227V226H129ZM137 227V226H136ZM190 227V226H189ZM193 227V226H192ZM229 227V226H228ZM231 227H233V226H231ZM14 228V227H13ZM35 228H36V226L34 227V230H35ZM41 230L38 228V230H40L41 231V233L43 234V236H45L46 235V230H44V226H43V224L41 225ZM51 229L52 228H54V227H50ZM63 228V227H62ZM110 228V227H109ZM149 228V227H148ZM200 228V226H198V229ZM207 228V227H206ZM240 228V227H239ZM260 228V227H259ZM33 229V228H32ZM51 229H49V230H51ZM57 229V228H56ZM108 229V228H107ZM115 229V228H114ZM119 229V228H118ZM117 229V230H118ZM135 229V228H134ZM140 229V228H139ZM144 229H146L145 227H144ZM177 229V228H176ZM195 229H197V228H195ZM209 229V228H208ZM30 230V229H29ZM28 230V231H29ZM33 230V231H34ZM55 230V229H54ZM54 230H52V232L54 231ZM104 230V229H103ZM231 230V229H230ZM258 230H260V229H258ZM11 231V230H10ZM33 231H31V233L33 232ZM109 231H110V229H109ZM138 231V230H137ZM199 231V230H198ZM200 231H201V228H200ZM199 231V232H200ZM209 231V230H208ZM3 232V231H2ZM25 232V231H24ZM90 232H91V230H90ZM124 232H126V231H124ZM135 232V231H134ZM207 232V231H206ZM223 232V231H222ZM261 232V231H260ZM259 232V234H258V231H257V237L259 238V239H262V240H264V232H263V230H262V233H260ZM23 233V232H22ZM30 233V234H31ZM34 233V232H33ZM37 233V232H36ZM58 233V232H57ZM102 233H103V231H102ZM144 233H145V231H144ZM195 233H197V231L195 232ZM202 233V232H201ZM201 233H198L197 235L195 234V235H192L193 236V238L198 242V241H200V237L198 236V235H200ZM204 233V232H203ZM228 233V232H227ZM28 235V236H30L31 237V235ZM39 234V233H38ZM48 234V233H47ZM51 234V233H50ZM209 234V233H208ZM207 234V235H208ZM224 234V233H223ZM14 235V236H15ZM37 235V234H36ZM36 235H34V234H32V237L33 236H36ZM51 235H53V234H51ZM55 235V234H54ZM135 234H133L132 235V237L134 236ZM202 235V234H201ZM213 235V234H212ZM238 235H240V234H238ZM23 236H25V235H23ZM40 236V235H39ZM39 236H37V237H39ZM93 236V235H92ZM142 236V235H141ZM206 236V235H205ZM229 236V235H228ZM1 237V236H0ZM31 237V238H32ZM36 237V238H37ZM46 237V236H45ZM53 237V236H52ZM106 237V236H105ZM104 237V238H105ZM116 237V236H115ZM118 237V236H117ZM145 237H147V236H145ZM144 237V238H145ZM203 237V236H202ZM201 237V238H202ZM240 237V236H239ZM25 238V237H24ZM41 238V237H40ZM40 238H39V240H40ZM69 238V237H68ZM228 238V237H227ZM22 239V238H21ZM26 239V238H25ZM35 239V238H34ZM43 239V238H42ZM41 239V240H42ZM45 239V238H44ZM107 240L109 239V238H106ZM105 239V240H106ZM119 239V238H118ZM141 239H142V237H141ZM146 239H148V241L150 242L151 240H149V238H146ZM150 239H152V238H150ZM205 239V238H204ZM224 239V238H223ZM30 240V239H29ZM46 240H48V239H46ZM114 240V239H113ZM112 240V241H113ZM116 240V239H115ZM154 240V239H153ZM23 242L25 241V240H22ZM27 241V240H26ZM34 241V240H33ZM43 241V240H42ZM68 241H70L69 239H68ZM117 241V240H116ZM133 241V240H132ZM136 241V240H135ZM138 241V240H137ZM146 241V240H145ZM195 241V242H196ZM203 241V240H202ZM54 242V241H53ZM102 242V241H101ZM108 242V241H107ZM239 242H240V240H239ZM40 243V242H39ZM43 243V242H42ZM102 243H105V242H102ZM102 243H101V245H102ZM110 244L108 245V247H106V249L108 250V249H111V250H113V251H115L116 249V247L117 246H119V245H116L114 242H109ZM117 243V242H116ZM123 243V242H122ZM198 243H201V242H198ZM33 244V243H32ZM32 244H30V245H32ZM41 244V243H40ZM44 244V243H43ZM46 244V243H45ZM56 244V243H55ZM68 244V243H67ZM209 244V243H208ZM92 245H93V247H92ZM96 245V246H97ZM105 245L106 244H104V247H105ZM134 245V244H133ZM155 245V244H154ZM9 246V245H8ZM35 246V245H34ZM56 246V245H55ZM107 246V245H106ZM144 246V245H143ZM179 246V245H178ZM198 246H200V244L198 245ZM54 247V246H53ZM91 247L93 248L92 250H91ZM103 247V248H104ZM220 247H222V244H221V246ZM48 248V247H47ZM73 248V247H72ZM122 248V247H121ZM124 248V247H123ZM151 248V247H150ZM177 248V247H176ZM214 248V247H213ZM228 248V247H227ZM243 248V247H242ZM117 249H119V250H121V252H122V250L123 249H120V248H118L117 247ZM149 249V248H148ZM215 250H217V247L216 248H214ZM234 249V248H233ZM232 249V250H233ZM8 250V249H7ZM10 250V249H9ZM46 250H48V249H46ZM91 250V251H90ZM95 250H96V253H95ZM125 250H126V248H125ZM124 250V251H125ZM128 250L129 249H127V252H128ZM171 250H173V247H171ZM199 250V249H198ZM19 252H20V250H18ZM37 251V250H36ZM74 251V250H73ZM85 251V250H84ZM106 250H104V252H105ZM109 251V250H108ZM147 251V250H146ZM151 251V250H150ZM155 251V250H154ZM153 251V252H154ZM197 251V250H196ZM220 251V250H219ZM218 251V252H219ZM18 252V253H19ZM22 252V251H21ZM21 252H20V254H21ZM47 252V251H46ZM107 252V251H106ZM112 252V251H111ZM117 252V251H116ZM213 252H214V250H213ZM217 252V251H216ZM234 252H236V251H234ZM232 253V252H226V253H224V255L222 256L223 258H224V260H225V263L224 264H231L234 260L233 259H235L234 257V255H235V253ZM37 253V252H36ZM93 253V254H92ZM117 253H119V252H117ZM130 253V252H129ZM209 254L210 253H212V252H208ZM207 253V254H208ZM220 253V252H219ZM223 253V252H222ZM236 253H238L239 254V251L238 252H236ZM246 253V252H245ZM20 254H18L19 255V257L18 258H20V261L19 262H21V264H27V260H24V258H23V256L22 255H20ZM38 254V253H37ZM47 254V253H46ZM106 254V253H105ZM124 254V253H123ZM218 254V253H217ZM1 255V254H0ZM39 255V254H38ZM56 255H58V254H56ZM66 255V254H65ZM86 255V254H85ZM116 255V254H115ZM120 256H121V254H119ZM126 255V254H125ZM141 255V254H140ZM149 255V254H148ZM242 255H244V254H242ZM29 256V255H28ZM108 256V255H107ZM113 256H114V254H113ZM127 256V255H126ZM142 256V255H141ZM156 256V255H155ZM201 260H203L206 264H217L216 262H213L214 260L213 259H211V256H209V255H206L205 253H198V255H197ZM218 256V255H217ZM48 257V256H47ZM74 257V256H73ZM87 257V256H86ZM112 257V256H111ZM123 257V256H122ZM128 257V256H127ZM136 257V256H135ZM214 257V256H213ZM17 258V259H18ZM41 258V257H40ZM39 258V259H40ZM57 258H59V257H57ZM102 258H104L103 260L104 261H102ZM112 258H114V257H112ZM125 258V257H124ZM149 258V257H148ZM192 258V257H191ZM26 259V258H25ZM55 259V258H54ZM92 259H94V258H92ZM139 259V258H138ZM150 259V258H149ZM217 259V258H216ZM219 259V258H218ZM127 260V259H126ZM135 260V259H134ZM224 260H222V261H224ZM237 260V259H236ZM30 261V260H29ZM95 261V260H94ZM109 261V260H108ZM32 262V261H31ZM36 262V261H35ZM41 262V261H40ZM39 262V263H40ZM44 262V261H43ZM105 262V263H104ZM127 262V261H126ZM130 262V261H129ZM128 262V263H129ZM139 262L141 263V264H151L149 261H148V259H147V256H146V259H143L142 261H141V259H139L138 260V262H135V263H138L139 264ZM49 263V262H48ZM110 263V262H109ZM131 263V262H130ZM133 264H134V262H132ZM131 263V264H132ZM187 263V262H186ZM54 264V263H53ZM58 264V263H57ZM61 264V263H60ZM87 264V263H86ZM108 264V263H107ZM111 264H125V259H122L121 257H117V258H115L112 262H111ZM127 264V263H126ZM153 264V263H152ZM219 264V263H218ZM221 264H223V263H221ZM233 264V263H232Z\"/></svg>", "mask_w": 264, "mask_h": 264}]
</instances>
